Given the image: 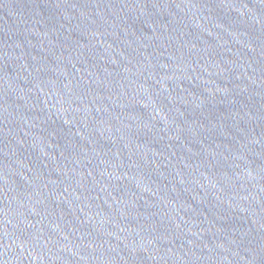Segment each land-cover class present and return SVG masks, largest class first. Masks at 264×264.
Wrapping results in <instances>:
<instances>
[{
  "label": "water",
  "instance_id": "1",
  "mask_svg": "<svg viewBox=\"0 0 264 264\" xmlns=\"http://www.w3.org/2000/svg\"><path fill=\"white\" fill-rule=\"evenodd\" d=\"M0 264H264V0H0Z\"/></svg>",
  "mask_w": 264,
  "mask_h": 264
}]
</instances>
